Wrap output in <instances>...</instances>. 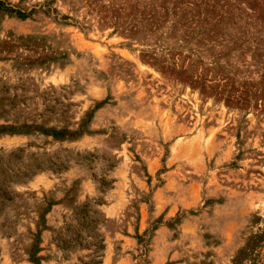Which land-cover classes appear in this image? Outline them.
<instances>
[{"label":"rangeland","instance_id":"obj_1","mask_svg":"<svg viewBox=\"0 0 264 264\" xmlns=\"http://www.w3.org/2000/svg\"><path fill=\"white\" fill-rule=\"evenodd\" d=\"M0 264H264V0H0Z\"/></svg>","mask_w":264,"mask_h":264}]
</instances>
